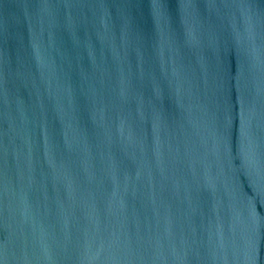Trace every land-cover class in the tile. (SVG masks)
Wrapping results in <instances>:
<instances>
[{"label":"water","instance_id":"95a60500","mask_svg":"<svg viewBox=\"0 0 264 264\" xmlns=\"http://www.w3.org/2000/svg\"><path fill=\"white\" fill-rule=\"evenodd\" d=\"M0 264H264V0H0Z\"/></svg>","mask_w":264,"mask_h":264}]
</instances>
